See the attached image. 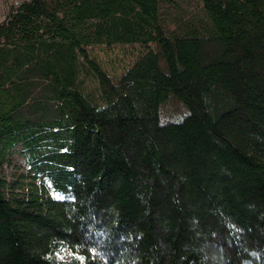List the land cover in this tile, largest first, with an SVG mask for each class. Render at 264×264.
<instances>
[{
	"label": "trees",
	"instance_id": "16d2710c",
	"mask_svg": "<svg viewBox=\"0 0 264 264\" xmlns=\"http://www.w3.org/2000/svg\"><path fill=\"white\" fill-rule=\"evenodd\" d=\"M200 1L8 5L0 264H264V0ZM104 44L142 51L113 78Z\"/></svg>",
	"mask_w": 264,
	"mask_h": 264
},
{
	"label": "rangeland",
	"instance_id": "374dc122",
	"mask_svg": "<svg viewBox=\"0 0 264 264\" xmlns=\"http://www.w3.org/2000/svg\"><path fill=\"white\" fill-rule=\"evenodd\" d=\"M20 1L17 0L18 3ZM171 1L172 6L169 8L170 12L179 14L185 19H197L204 16L200 0ZM17 2L15 3L18 4ZM141 51L142 47L140 45L114 44L109 47L104 44L92 47L91 55L113 78H116L135 62ZM4 173L9 180H13L19 176L26 175L27 168L22 158L14 155L11 162L5 166Z\"/></svg>",
	"mask_w": 264,
	"mask_h": 264
},
{
	"label": "crops",
	"instance_id": "0c3cea01",
	"mask_svg": "<svg viewBox=\"0 0 264 264\" xmlns=\"http://www.w3.org/2000/svg\"><path fill=\"white\" fill-rule=\"evenodd\" d=\"M15 2H17V0H0V18L6 13L7 6Z\"/></svg>",
	"mask_w": 264,
	"mask_h": 264
},
{
	"label": "built area",
	"instance_id": "2783aa9c",
	"mask_svg": "<svg viewBox=\"0 0 264 264\" xmlns=\"http://www.w3.org/2000/svg\"><path fill=\"white\" fill-rule=\"evenodd\" d=\"M18 3V2H17Z\"/></svg>",
	"mask_w": 264,
	"mask_h": 264
}]
</instances>
